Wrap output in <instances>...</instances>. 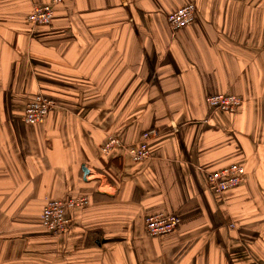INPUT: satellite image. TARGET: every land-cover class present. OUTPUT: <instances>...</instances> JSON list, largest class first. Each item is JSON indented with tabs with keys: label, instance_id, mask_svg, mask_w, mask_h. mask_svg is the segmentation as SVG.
I'll return each mask as SVG.
<instances>
[{
	"label": "crops",
	"instance_id": "crops-1",
	"mask_svg": "<svg viewBox=\"0 0 264 264\" xmlns=\"http://www.w3.org/2000/svg\"><path fill=\"white\" fill-rule=\"evenodd\" d=\"M51 1L0 0V264H264V0H65L30 24ZM188 4L173 35L167 16ZM40 93L56 105L27 124ZM212 94L244 101L214 111ZM234 163L246 178L216 195L207 172ZM70 196L90 199L70 229L43 228L47 201ZM158 212L177 231L150 236Z\"/></svg>",
	"mask_w": 264,
	"mask_h": 264
},
{
	"label": "built area",
	"instance_id": "built-area-1",
	"mask_svg": "<svg viewBox=\"0 0 264 264\" xmlns=\"http://www.w3.org/2000/svg\"><path fill=\"white\" fill-rule=\"evenodd\" d=\"M65 0H52L44 5H36L28 16V22L32 25L49 26L55 16V5ZM196 14V6L188 4L178 8L167 16V21L173 35L176 32L190 25ZM207 103L212 110H220L229 113L238 111L243 104V98L234 94H212L207 97ZM56 105L55 101L44 94H37L28 102L25 108V122L27 124L43 123L52 108ZM160 135L157 128L143 132L141 139L127 148L132 159L142 162L151 156L150 142ZM120 139L111 135L102 147V154L108 155L115 146H120ZM207 183L217 194L223 193L238 187L246 178V167L242 164H231L223 169L207 172ZM90 203L87 196H70L62 199L47 201L43 212L41 225L53 234L60 235L66 233L72 224V219L68 211L81 208ZM181 224V218L174 212H158L150 214L145 218V226L148 234L152 237H160L177 231ZM231 226H234L231 224Z\"/></svg>",
	"mask_w": 264,
	"mask_h": 264
},
{
	"label": "water",
	"instance_id": "water-1",
	"mask_svg": "<svg viewBox=\"0 0 264 264\" xmlns=\"http://www.w3.org/2000/svg\"><path fill=\"white\" fill-rule=\"evenodd\" d=\"M83 169H84V171H85V172H87V169H86V167H83Z\"/></svg>",
	"mask_w": 264,
	"mask_h": 264
},
{
	"label": "trees",
	"instance_id": "trees-1",
	"mask_svg": "<svg viewBox=\"0 0 264 264\" xmlns=\"http://www.w3.org/2000/svg\"><path fill=\"white\" fill-rule=\"evenodd\" d=\"M214 192V191H213ZM215 193V192H214ZM216 194V193H215ZM217 195V194H216Z\"/></svg>",
	"mask_w": 264,
	"mask_h": 264
}]
</instances>
